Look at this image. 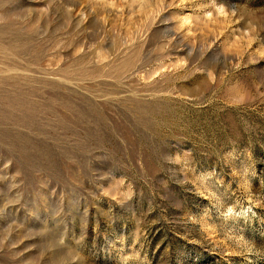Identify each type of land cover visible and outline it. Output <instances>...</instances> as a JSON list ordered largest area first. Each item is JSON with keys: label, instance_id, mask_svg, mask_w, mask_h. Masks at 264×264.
Wrapping results in <instances>:
<instances>
[{"label": "rangeland", "instance_id": "rangeland-1", "mask_svg": "<svg viewBox=\"0 0 264 264\" xmlns=\"http://www.w3.org/2000/svg\"><path fill=\"white\" fill-rule=\"evenodd\" d=\"M0 264H264V0H0Z\"/></svg>", "mask_w": 264, "mask_h": 264}]
</instances>
